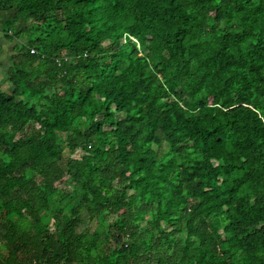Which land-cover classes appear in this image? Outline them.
<instances>
[{"label":"trees","instance_id":"obj_1","mask_svg":"<svg viewBox=\"0 0 264 264\" xmlns=\"http://www.w3.org/2000/svg\"><path fill=\"white\" fill-rule=\"evenodd\" d=\"M0 15V264H264V0Z\"/></svg>","mask_w":264,"mask_h":264},{"label":"rangeland","instance_id":"obj_2","mask_svg":"<svg viewBox=\"0 0 264 264\" xmlns=\"http://www.w3.org/2000/svg\"><path fill=\"white\" fill-rule=\"evenodd\" d=\"M3 18V16L0 15V20ZM21 40H7L4 37L3 32H1L0 28V82L5 81L6 79V67L8 66V58L13 53L14 44L19 42ZM6 87V84H5ZM166 144H163L161 147L164 148ZM84 155L81 150H77L75 157H81ZM60 187L64 188H71V186L68 183H65L63 185H60Z\"/></svg>","mask_w":264,"mask_h":264},{"label":"built area","instance_id":"obj_3","mask_svg":"<svg viewBox=\"0 0 264 264\" xmlns=\"http://www.w3.org/2000/svg\"><path fill=\"white\" fill-rule=\"evenodd\" d=\"M30 52H31V53H36L37 51H36V49H35L34 47H31V48H30ZM57 62H58V59H57Z\"/></svg>","mask_w":264,"mask_h":264}]
</instances>
